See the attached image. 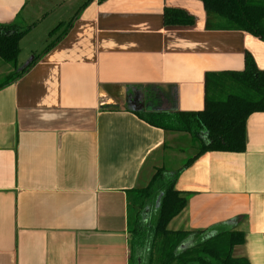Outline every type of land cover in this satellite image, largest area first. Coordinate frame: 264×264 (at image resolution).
Here are the masks:
<instances>
[{
  "label": "crops",
  "instance_id": "crops-1",
  "mask_svg": "<svg viewBox=\"0 0 264 264\" xmlns=\"http://www.w3.org/2000/svg\"><path fill=\"white\" fill-rule=\"evenodd\" d=\"M85 1L0 0V25L30 26L18 70L37 58L0 89V264H130V192L195 146L136 113L201 111L205 75L243 70L245 53L264 71V42L206 30L199 0ZM164 9L194 24L165 27ZM245 141L180 172L185 206L166 229L241 232L233 257L264 264V112Z\"/></svg>",
  "mask_w": 264,
  "mask_h": 264
},
{
  "label": "trees",
  "instance_id": "trees-1",
  "mask_svg": "<svg viewBox=\"0 0 264 264\" xmlns=\"http://www.w3.org/2000/svg\"><path fill=\"white\" fill-rule=\"evenodd\" d=\"M199 1L205 12L206 30L240 31L264 42V0ZM88 2L86 0L83 5ZM163 24L165 27H190L194 18L181 10L164 9ZM59 26L49 35L53 36ZM68 27L69 24L57 40ZM29 29L30 26L0 25V60L12 68L0 83V89L21 77L37 59L17 71L19 44ZM54 44L55 41L48 44L43 53ZM263 112L264 71L258 70L251 56L245 53L243 70L205 75L201 111L136 113L152 127L188 134L196 144V152L177 171L169 173L156 169L145 188L130 192V264L138 261L144 264H248L245 258L232 255V250L244 243L241 232L227 228L169 231L166 225L185 206V194L174 190L180 172L207 152L243 153L246 120L254 113Z\"/></svg>",
  "mask_w": 264,
  "mask_h": 264
},
{
  "label": "rangeland",
  "instance_id": "rangeland-1",
  "mask_svg": "<svg viewBox=\"0 0 264 264\" xmlns=\"http://www.w3.org/2000/svg\"><path fill=\"white\" fill-rule=\"evenodd\" d=\"M69 9V8H67ZM67 9H64L63 11H61V13L66 17V20H69V18L71 17V12ZM67 22V21H66ZM48 26V25H47ZM47 27H45L43 29V32L44 30L46 29ZM63 30V28L59 29L58 33ZM57 33V34H58ZM37 36H35L34 40L38 41L39 37L36 38ZM47 43V42H46ZM46 43L43 45L45 46ZM26 55H24V53L22 52L20 55H18V59H17V65L20 66L22 63H24L27 59L25 58ZM19 68H17V71ZM12 71V68L10 67V65L8 64H5L3 63L1 60H0V83L5 79V77ZM196 146V144H194ZM185 157L186 158H189L193 153H195V149L194 151H190L189 148H187L185 150ZM193 152V153H192ZM183 160L182 159H179L177 161H173L172 163H170V165H165V169L172 172V171H175L176 168H179L181 166V164H183ZM131 228V227H130Z\"/></svg>",
  "mask_w": 264,
  "mask_h": 264
}]
</instances>
